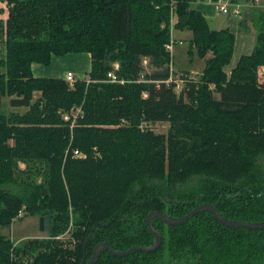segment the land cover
Here are the masks:
<instances>
[{
	"label": "trees",
	"instance_id": "trees-1",
	"mask_svg": "<svg viewBox=\"0 0 264 264\" xmlns=\"http://www.w3.org/2000/svg\"><path fill=\"white\" fill-rule=\"evenodd\" d=\"M0 1L8 11L0 96L26 109L0 113V230L23 211L47 234L15 245L0 233V264H80L85 243L86 261L101 242L117 251L150 246L145 220L153 211L177 218L205 203L227 219L264 221V11L252 52L227 74L235 35L210 29L195 0ZM171 1L175 30L191 33L188 54L195 49L205 62L178 94L175 82H164ZM81 53L90 70L72 86L32 74L33 63ZM114 63L123 84L107 82ZM156 122L168 124L165 134L141 131ZM34 172L41 183L21 178ZM153 227L162 235L155 252L106 251L94 264H264V230L226 228L206 212ZM70 230L73 249L58 241Z\"/></svg>",
	"mask_w": 264,
	"mask_h": 264
},
{
	"label": "rangeland",
	"instance_id": "rangeland-1",
	"mask_svg": "<svg viewBox=\"0 0 264 264\" xmlns=\"http://www.w3.org/2000/svg\"><path fill=\"white\" fill-rule=\"evenodd\" d=\"M248 1L250 2L251 0H248ZM263 3H264V0H257V2L255 3V5H257V7H259V9L257 7L255 8L252 21L249 24L250 31L245 30L244 35L254 38V36H255L254 34H256L257 29L259 28L258 27L259 26V21H258L259 10L264 11V9L261 8ZM4 5H5V2L0 1V21L3 23V26L5 25L6 19L8 17L7 8L5 7L6 5L5 6ZM229 15H233L232 11L228 15L220 13L218 18H215L214 20H212V22H209L210 29H212V30L224 29L226 26L225 24L228 20L227 17ZM239 21L237 19V22H239ZM220 26H222V27H220ZM4 36H5V34L3 33V41L6 39ZM189 37H190V34H189V36H187L186 34H183V33L178 34L177 30L173 33V39L175 41H182L183 42L182 44H175L173 51H172V70L174 71L173 79L180 78L181 77L180 73L183 70L193 72V73H190L189 75H191L193 77V79H197L198 75L200 74V72L204 68V65H205L204 59H201L197 55V52L195 49L193 50V52L191 54H188ZM254 40H253V44H254ZM85 54H87V53H85ZM236 54H237V52H236ZM4 55H5V49L3 47L2 40H0V57H3ZM59 57H62V56H59ZM89 57H90V55H89ZM33 64H36V63H33ZM85 64H86V61L84 59H82V64H80V69L74 73L76 75V77L79 78L80 76H82V74L84 72L82 70H85L82 68L84 67ZM39 65H41V64H39ZM50 65H51V63H50ZM50 65H48V66H50ZM115 65H118V64L114 63L112 65L113 69H114ZM41 66H43V65H41ZM48 66H45V67H48ZM148 70L151 71V69H149V68H148ZM111 71H114V70H111ZM227 74H229V73L227 72ZM65 76H64V78H57V77H49V78L62 79L63 81H66ZM76 77H75V79H76ZM140 81H141V79H140ZM258 81H259V83L264 84V66H261L258 68ZM177 94H178V90H177ZM37 97H38V93H35L33 99H36ZM144 97H146L145 94H144ZM25 111H26L25 108H13V107H11L9 105V96H6V95L0 96V113L4 114L5 116H9L12 112L24 113ZM65 114L69 115V113H63L62 117L63 116H64V118L67 117V116H65ZM71 114L74 115L75 113L71 111ZM65 120H67V119H65ZM140 128H141V131L148 130V131H151L155 134H165L168 130V124L165 122H156V123H151V124L143 123L140 126ZM81 155L82 156L77 157V158H80V159L85 158V155L83 153H81ZM259 164L264 169V157L260 159ZM18 167H19V171H21V172L25 171V164L20 162L18 164ZM41 173H42V171H41ZM41 173L39 175V174L34 172V173H31L29 177H26V174H25L21 178L29 180V182L33 181L36 183H41L42 182V176H41L42 174ZM193 185H188L187 189ZM71 229H73V228L71 227ZM0 233L9 237L15 243V245L17 243H19L20 241L22 242L24 240L47 238V234L41 233L38 231V219H37V217L26 216L23 211H20L18 213L17 217L13 220L9 229H1ZM71 234H72V231L70 230L69 232H66L63 235H61L60 237H58L59 239L58 238L57 239H58V241L67 245L68 248L73 249L75 246V241L72 239ZM29 261H31V259H29ZM25 262H27V260H25Z\"/></svg>",
	"mask_w": 264,
	"mask_h": 264
},
{
	"label": "crops",
	"instance_id": "crops-1",
	"mask_svg": "<svg viewBox=\"0 0 264 264\" xmlns=\"http://www.w3.org/2000/svg\"><path fill=\"white\" fill-rule=\"evenodd\" d=\"M248 1V0H247ZM246 0H232L233 4L238 5L239 14L229 15L227 17V22L225 28H228L234 35H235V46L234 51L232 54L230 64L225 68V70L229 73L231 68L235 66L239 57L241 55H248L252 52L254 44V38L244 35V31L246 30L243 23L249 28V24L252 21L254 10L257 7L255 3L257 0H251L247 2ZM256 1V2H255ZM245 2V3H244ZM252 2V3H251ZM242 5H241V4ZM5 6V5H4ZM243 6V7H242ZM6 7V6H5ZM192 7L199 11L202 16L209 22H212L215 18H218L220 12L217 8L208 0H195L192 4ZM7 8V7H6ZM259 8V7H257ZM264 9V3L261 6ZM4 11V10H3ZM222 14V13H221ZM237 19L239 22H237ZM242 23V24H241ZM222 27V26H220ZM220 30V29H219ZM178 34H186L189 36V40L191 38V33L189 31H177ZM255 35V34H254ZM237 52V54H236ZM236 54V55H235ZM84 55V56H83ZM82 59L86 61V64L82 70L84 71L82 76L79 78L76 77L74 74L77 70L80 69V64H82ZM32 74L34 77H57V78H64V76L71 72L76 77V79H84L87 73L90 70V57L88 54L81 53V54H69L62 57H52L51 65L48 67L41 66L39 64H33L31 66ZM187 71V70H183ZM189 73H193L188 71Z\"/></svg>",
	"mask_w": 264,
	"mask_h": 264
},
{
	"label": "water",
	"instance_id": "water-1",
	"mask_svg": "<svg viewBox=\"0 0 264 264\" xmlns=\"http://www.w3.org/2000/svg\"><path fill=\"white\" fill-rule=\"evenodd\" d=\"M201 212H206L212 215L213 219L220 224L223 227L226 228H244L247 230H252V231H262L264 230V221L261 223H250V222H245V221H239V220H232V219H227L220 215L219 212L215 209V207L211 204H201L194 209L190 210L188 213L181 217L173 218L170 217L166 214H163L161 212L153 211L150 212L145 220L146 227L149 231V233L154 237V241L152 245L150 246H140V245H135L130 247L129 249L125 251H117L113 249L111 246L108 244L101 242L98 243L97 245L94 246L92 250L91 257L88 261H86V247L87 243L84 244L83 247V255H82V260L80 264H94L97 257L102 253V252H109L112 256L117 257V258H123L127 257L129 255H132L136 252H142V253H153L156 250H158L162 244V235L160 234L159 231H157L153 227V222L155 220H160L163 224L166 226H171V227H178L181 225H184L187 223L193 216H195L198 213Z\"/></svg>",
	"mask_w": 264,
	"mask_h": 264
},
{
	"label": "built area",
	"instance_id": "built-area-1",
	"mask_svg": "<svg viewBox=\"0 0 264 264\" xmlns=\"http://www.w3.org/2000/svg\"><path fill=\"white\" fill-rule=\"evenodd\" d=\"M208 1H210L217 8V10L220 13H222V14L227 15L231 11L234 14H239V9L237 7L238 5L233 4L232 0H208ZM176 23H177V16H176V13H175V3H174V1H171V5H170V35H169V42H167L164 45L165 50L169 54V63H168L169 78L166 81H164V82L165 83H170L172 81L175 82L176 83L175 90H176V92L178 90V93H179L182 90V88L184 87L186 81L188 82L189 80H193V77L191 75H189V77H187L186 79H182L181 77L178 78V79H173L174 71L172 70V51H173V48H174L175 44H182L183 43L182 41H175L173 39V33L176 31L175 30V24ZM147 61H148L147 59L143 60V65H144L145 68L147 67V64H148ZM117 69H118V65H115L113 70L115 71ZM114 71H109L107 73V82L123 84L124 81L119 80L117 78L116 74L114 73ZM65 80L70 86H72L76 79H75V76L73 75V73L68 72L66 74V76H65ZM155 83H156V85L158 87L159 82H155ZM78 112H80L79 109L75 112V115ZM65 119H67V117H65ZM74 156L75 157H80L82 155H81V152H79L77 150H74Z\"/></svg>",
	"mask_w": 264,
	"mask_h": 264
}]
</instances>
